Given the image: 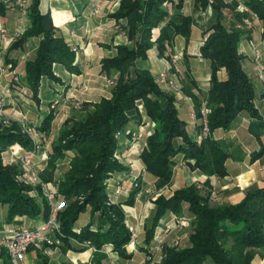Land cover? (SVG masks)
Returning <instances> with one entry per match:
<instances>
[{
  "label": "trees",
  "instance_id": "obj_1",
  "mask_svg": "<svg viewBox=\"0 0 264 264\" xmlns=\"http://www.w3.org/2000/svg\"><path fill=\"white\" fill-rule=\"evenodd\" d=\"M164 1L121 0L113 17L126 20L124 30L131 44L115 46L116 54L101 61L103 70L119 73L111 87L110 97H102L95 102L93 110L87 112L83 121H74L70 128L64 126L48 152L49 168H54L57 160L67 153L71 155L69 170L59 184V194L67 198L83 196V201L72 202L59 213L63 250L72 247L70 239L74 238L79 242L89 240L91 246L97 249L110 244L120 257H131L126 251L130 231L124 223L121 204L132 205L138 188H132L124 201L114 204L108 200L104 181L109 175L126 170L113 158L118 148L115 134L125 131L132 114L139 123L143 110L148 120L154 123L152 131L144 135L138 158L145 171L155 178L158 188L171 181L173 158L177 154H182L191 170L199 169L208 176H225L228 173L227 161L233 153L214 139L211 133L219 127L229 128L241 112L248 113V130L261 143L264 117L254 104L255 88L243 70V57L237 49L244 32L237 28L234 21L226 24L224 11H232L236 22H241L246 14L235 12L236 4L224 0H194L202 8L210 6L214 12V20L200 47L201 56L209 61L211 68L210 87L205 100L210 108V134L198 142L187 133L184 121L178 117L174 94L162 89L148 69L136 65L137 61L147 58V51L153 46L162 56L173 35L181 34L188 39L192 18L180 13L184 0L176 1L170 15L163 6ZM39 3L40 0H30V26L10 46V49L20 47L29 37H39L34 58L25 64V80L34 98L42 77L59 80L53 72L54 63L63 65L70 72L78 71L74 64L76 50L58 33L50 14L40 11ZM245 6L261 20L264 33V0H245ZM5 8L0 1V12ZM156 28L159 31L154 36L153 30ZM221 69L226 71L223 80L217 77ZM187 93L192 97L199 116L198 98L191 92ZM52 117L53 112H47L39 128L46 129ZM15 142L26 147L31 144V139L21 133L18 126L0 130V204L7 206L5 222L13 224L18 216L46 219L49 212L46 197L39 203L25 194L33 188L16 181L19 168L14 164L2 163L1 153ZM263 153L264 145L261 143L259 150L252 152V157H259ZM188 187L176 190L169 197L160 194L153 201L155 208L146 229V244L151 241L160 218L168 211L181 214L184 202L188 203L187 209L197 220L191 234L192 245L183 249L166 246L161 264H203L207 257L213 259L215 264H251L253 254L247 249L264 246V187L246 191L241 201L231 207H210L206 197L196 188ZM87 206H90L92 215L98 213L99 224L92 230L89 222L81 227L79 233H75L74 224ZM226 220L234 225L226 226ZM221 237L232 239L229 249L224 248ZM79 245L82 247L76 248L77 251L86 247ZM0 258L3 264H11L6 250H0ZM38 264H47V260L43 258ZM91 264L101 263L96 261Z\"/></svg>",
  "mask_w": 264,
  "mask_h": 264
},
{
  "label": "crops",
  "instance_id": "obj_2",
  "mask_svg": "<svg viewBox=\"0 0 264 264\" xmlns=\"http://www.w3.org/2000/svg\"><path fill=\"white\" fill-rule=\"evenodd\" d=\"M96 0H40L39 9L42 13H49L53 26L57 29L58 33L64 38L65 42L76 50L74 64H76L78 71L70 72L63 65L59 63L53 64V72L58 81L42 77L40 79V99L36 103L31 98L20 97L14 89L13 94L16 96L15 100L19 101L24 112V115L31 120H35L38 124L43 116L47 113V105L55 96L60 97V108L56 114L57 117H67L72 115L73 112L67 109L68 104L72 105V97L77 92L80 94L82 85L88 87V91L83 97L86 103L94 104L102 97H109L111 94L112 85L107 82L108 78H115L118 74L117 71H105L101 67V61L104 58L112 57L116 54L115 46L121 44H131L124 30L126 23L125 19H116L113 13L118 9L121 0H98L100 7L97 13H93L94 4ZM229 4L245 5V0H224ZM7 9V8H5ZM15 11L18 16L15 22L20 23L23 32L30 26L28 14L21 15L18 10ZM235 12L236 9L234 10ZM226 24L235 22L236 26H242L243 35L240 37L237 49L245 59L253 60V45H259V49L264 59V36L262 34L263 24L258 18L252 22L253 28H244V19L241 22H236L232 16V11L225 9ZM180 13L190 16L192 24L190 25V33L188 39L181 34L173 35L172 39L165 46V51L162 56L158 54L155 46L147 51V58L136 62L137 67L145 68L150 71L152 76H155L161 71H168L169 74L177 75L182 83V87L188 89H181L180 92L174 93L175 107L178 117L184 121L187 133L199 140L200 123L199 117L196 115L193 99L188 95V91L194 94L199 102L206 100L207 91L210 87L211 68L207 59L203 58L200 54V47L203 44L208 32L207 29L214 20V12L210 6L202 8L195 3L194 0H184ZM4 25H6L4 23ZM13 28V29H14ZM250 30V31H249ZM159 29L157 28L156 33ZM246 31V33H245ZM12 42V41H11ZM33 45L30 46V43ZM39 42V37H29L22 46L10 49V46L4 53L6 60L12 59L15 63L16 72L21 79L25 77V64L35 56V51ZM255 46V45H254ZM27 55L23 57V51ZM179 57V62H174L173 57ZM171 67V68H169ZM220 80L225 79V70L221 69L217 72ZM171 76V77H172ZM9 77L0 76V88H2L8 81ZM23 86L26 88V80ZM255 86V99L254 104L259 114L264 117V83L258 80L254 81ZM163 89V88H162ZM30 92V91H27ZM21 101V102H20ZM24 102V103H23ZM202 104H200L201 106ZM69 107V106H68ZM142 109V108H141ZM85 113V112H84ZM81 113L80 115H83ZM126 127L135 130L138 120L134 114ZM56 118L54 117V120ZM250 117L247 112H241L235 119V132L234 127L230 129L217 128L211 134L212 137L220 141L228 151L233 153L231 159L227 161L228 173L223 176H207L198 169L191 170L185 165L182 154H177L173 158V174L172 178L174 183H190V179H224L223 184L233 187L235 183L238 185L237 191L232 193V203L240 201L245 192L254 188L264 187V153L259 157H252V152L259 150L261 143L264 145V135L260 136L261 143L252 135L248 130ZM56 125V124H54ZM141 129L146 130L145 133H150L153 129L152 123L145 114L141 113ZM131 127V128H130ZM137 129V127H136ZM233 129V130H232ZM234 132V136L232 134ZM142 137L135 143H130L132 147H136L134 152L127 149L123 150L126 145L125 138L122 139L121 148L124 153L125 161L127 162L125 171L114 173L111 181L116 182L122 179L121 183L128 191H122L119 196V201H124L129 194L132 187L131 178L138 177L142 185L155 183V178L147 173L144 169L142 161L138 158V150L143 143ZM37 137V136H36ZM54 138L51 137V140ZM48 147V146H47ZM46 147V148H47ZM123 147V148H122ZM28 150H34L35 145L31 143L26 146ZM45 150V146L42 150ZM39 159V158H38ZM144 187V186H143ZM182 208V211H184ZM133 207H126V213L130 212ZM154 209L152 210L153 214ZM81 215V214H80ZM79 215V217H80ZM6 209L0 204V229L5 227L8 223L5 222ZM78 217V219H79ZM129 218V215H127ZM169 218V217H168ZM78 219L75 222V229L89 223L90 216L84 218L81 223ZM132 222V219H130ZM39 220L30 219L26 216L16 217L13 224L35 226ZM144 222L148 223L147 220ZM9 225V224H8ZM93 225H95L93 223ZM144 227L139 229L144 233ZM144 237L140 236L138 241L143 242ZM71 246L62 249V244L54 248L51 253V264H91L96 261L101 264H111L112 261H117V254L112 251L111 246L104 245L100 249L92 246L84 247L83 250L77 251L76 248L82 247L79 244L71 242ZM143 245L138 244V251L134 257H142L144 255ZM34 252L31 251L26 255L24 264H34ZM36 255V254H35ZM35 257V256H34ZM262 259H264V254ZM127 264L128 259L122 260ZM118 264H123L119 260ZM136 264V263H135Z\"/></svg>",
  "mask_w": 264,
  "mask_h": 264
},
{
  "label": "rangeland",
  "instance_id": "obj_3",
  "mask_svg": "<svg viewBox=\"0 0 264 264\" xmlns=\"http://www.w3.org/2000/svg\"><path fill=\"white\" fill-rule=\"evenodd\" d=\"M242 6H245V5H242ZM242 6L239 5V6L235 7L234 10L236 9V11L243 12L246 14V18L243 21L245 23L244 24L245 26H243V27L247 28L245 30H248L249 28H253L254 24L252 21L254 19H256L257 16L250 9H249L250 12L241 10ZM17 16H18V14L15 11H13L11 9H4L3 11L0 12V24L5 23L6 24L5 26L8 29H13L15 26ZM237 28L241 29L242 26L239 24L237 26ZM156 31H157V28L153 30L154 36L157 34ZM245 33H246V31H245ZM22 34L16 38H14L12 40V42L8 43L7 48H8V46H11V44L13 43L14 40L21 37ZM262 34H264L263 29H262ZM32 45H33V42L30 43V46H32ZM254 45L259 48V45H256V44H254ZM254 45H253V49L255 47ZM22 51H23V57H25L27 55V52L24 50H22ZM252 54H253V60H249V58L245 59V57L241 54V56L243 57L242 61H241L243 70H244L245 74L247 75V78H249L250 82L253 85H254V81H256V80L264 83V59H263V56L261 54L260 57L257 58L254 55V53H252ZM3 56H4L3 53L0 54V64H3V65L11 64V68L5 69L4 73H0V76L9 77L7 83L2 88H0V99H2V102H3V106H2L3 109H2V113L0 114V130H9V129H13L14 126H18L19 131L21 133L25 134L27 137H29L31 139V143H34L35 149L34 150H28L22 144L15 142V143L11 144L10 146H8L1 153L2 163L4 165L14 164L19 168V172L15 176L16 181L33 188L29 191H26L25 194H27L28 196H31L37 202L40 203V202H42L43 197H44L43 186L49 185V186L53 187L57 191V193L59 194V192H58L59 184L63 180L65 173L69 170V167H70V158H71L70 153H67V155L63 158L58 159L54 168H49L47 166L48 165L47 164L48 152L51 148L52 143L58 138L60 131H61V129L64 128V126H65V128H70L72 126V124L74 123V121H83L86 117L87 112L92 111L94 107L92 106L93 104L86 103V101L83 97V93L85 94L88 91V89H87L85 92L80 93V94H78L76 92L73 95L74 97H72L73 99H70V100H72L71 101L72 105L68 104L69 107L67 106V109H70L73 112L72 115H69L67 117H64V116L57 117L56 116V114L58 112L57 109L60 108V105H59L60 104V97H59V95H57V96H55V98H53L51 101H49V103L47 105L46 111L48 113L53 112L52 120L46 129L41 130L39 128V126L41 125V121L43 120L45 115L43 116V118L41 119V121L38 124L35 122V120L29 119L28 117H26L24 115V112H22L23 108H22L21 104H19V101L15 100L16 96L13 94V91L15 89L18 96H20L21 98L22 97H25L28 99L31 98L36 103L37 102L36 100L40 99V87H39L40 81H39L37 91H36V95H35L36 98H34L33 92L30 91L28 85L26 86V88L23 86L25 84V83H23V81L25 80V77H23V78L21 77V79H20L18 72H16L15 63L12 61V59L6 60V58H4ZM174 57L175 58H173L174 59L173 61L179 62V59H178L179 57H177V56H174ZM169 68H171V67H169ZM157 74L155 76H153L155 78V81H156ZM118 75H119V73L117 74V76L115 78H108L107 79V82L109 83V85L111 84L113 86L116 83ZM169 75L172 76L171 74H169ZM217 77H218V75H217ZM15 78H17V80H15ZM172 78H174L178 84L179 89L177 90V92L172 91V89H170L166 85L159 84L157 81H156V83L161 88H163L165 90H169L173 94L178 93L183 88L182 87L183 82L180 81L179 77L176 74L173 75ZM225 78H226V71H225ZM187 83H188V80L185 81V83H183V84H187ZM82 86H86V85H82ZM7 87L9 88L10 91L8 93H4V89ZM254 88H255V86H254ZM183 89H185V91H186V89H188V88L184 87ZM27 91H30V92H27ZM188 92H190V91H188ZM109 97H107V98H109ZM190 98L192 99V97H190ZM200 104L205 105L206 108L208 109V113H207V119H208V114L210 113V108L208 107L206 101H203ZM201 106H200V108H201ZM200 108H199V116L196 113V115L199 117V123H200L199 124L200 125V134H199L198 142L202 138L207 137L210 134L209 126H208L207 134L206 135L203 134V125L201 124L202 121H201V117H200ZM139 109H140V106H139ZM140 111H141V109H140ZM195 112H196V108H195ZM81 113H84V114L80 115ZM54 117L56 118L55 120H54ZM64 122H65V125H63ZM234 122H235V120L232 121L229 128H227V129L234 127L233 128L234 130L233 129L232 130L235 132L236 126H235ZM54 124H56V125H54ZM140 125H141V121L137 124V126H135V130H133L131 127H130L131 129H128V127H126L125 131H118L115 134V139H117V141H118V148L114 152L113 158L117 162L121 163L123 166L126 165L127 162L125 161V158L123 156L124 155V153H122L123 151L120 150V148H121L120 144L122 142V139L125 138V142H126V145H122V146H124V148L122 147L123 150L127 151V149H128L129 151L134 152L136 150L135 149L136 147H132L131 145H128V144L137 142V140H139L142 137L143 133L146 132V130L141 129L142 126H140ZM136 127H137V129H136ZM224 129H226V128H224ZM234 132H232L233 136H234ZM145 135H146V133H145ZM51 137H53L54 139L51 140ZM44 146H45V150L44 149L42 150V148ZM226 149L228 150V147H226ZM31 151L34 152L32 164L34 166V169L38 172L39 179H40V182H38V183L25 182L19 178L21 171H22L21 159L25 155V153H28ZM185 165H186V163H185ZM199 171H201V170H199ZM202 173L205 174L204 172H202ZM112 176H113V174L109 175V177L106 178V180L104 181V184L106 186V191L108 194V200L110 203L120 204L122 201H119L118 198H119V196H121L122 191L126 192L127 190L124 188V186H122V183H121L122 179L121 178L118 179L116 182H114V181L112 182L111 181ZM211 176H213V175H211ZM131 181H132L131 189L132 188H138V190H137L138 192L136 193L135 198H134V203L132 205H124V204L122 205L121 204V208L124 212V223L130 231V236H131V232H135L137 235H136L134 242H131V240H129V243L126 245V251H127V253L131 254V257L130 258H123V257H120L115 252L118 256V259H117V261H112L111 264H118L117 262L119 260L121 261V263H123L124 261H122V260H125V259L129 260L127 264H135V263L136 264H161V261H162L163 255H164L163 250L166 246L175 247L178 249H183L186 247H190L192 245L191 234L193 232V228L195 227V225L197 223V220H196L195 215L187 209L188 203H186V202L183 203V208L185 205L187 207H185L184 211H182L181 214H176L173 211H168L163 217L160 218L158 224L154 228L153 236H152V239L149 242V244H146V242L144 240H143V242L138 241L140 239V236L145 238L146 229H147V227L151 221V218H152V210L155 208V204L153 201L160 194H163L164 196L169 197L176 190L189 186L188 188H190V189H192V187L194 189L196 188L199 191V193H201L202 196L206 197L208 199V206H210V207H220V206L231 207V205L237 204L238 202L241 201L240 200V201L234 202V203L231 202L232 201L231 195H232V193L237 191L238 185L235 183V185L233 187H231L230 185L223 184L224 179H222V178L221 179H216V178L215 179H208L207 178V179H197V180L190 179L188 181L190 183H187V184L186 183H174L173 178H171V181L168 184L161 186L159 188L157 187L156 182L152 183V184L150 183V184L142 185L141 182L138 180V177L131 178ZM117 189L120 190V193L116 192ZM130 190H129V193H130ZM60 196L62 199H64L66 208L72 202L83 201L82 195H75V196H71L68 198L64 197L62 195H60ZM3 207H4V210L5 209L7 210L6 205H3ZM126 207H133V209H131L130 212L126 213V211H125ZM80 214H79L80 217L78 219L79 223H81V221L84 218L87 219V217L90 216V218H91V220L89 221V222H91L90 228L92 230H95L97 228V226L99 224L98 213L92 215L91 211H90V206H87L86 210L81 212ZM127 215H129V218H127ZM130 219H132V222L130 221ZM40 220H42V219H39V221ZM145 220H147L148 223L144 222ZM93 223L95 225H93ZM224 223L226 226L234 225V223H232L229 220L224 221ZM10 226H22V225H19V224H9V225L7 224V225H5L4 228L2 227L0 229V239H1V236L4 235L7 228ZM262 226L264 229V223ZM74 227H75V224H74ZM143 227H144V229H143L144 233L141 231V234H140L139 229L143 228ZM80 229L81 228L73 229V232L79 233ZM62 237H63V232L61 231V227H60L59 239L61 240V244L63 243ZM70 241L74 242L76 244H82V245H85L88 247L91 246V242L89 240H84L83 242H79L73 238V239H70ZM221 242H222L224 248H228V249L231 247V245L233 243L232 239L229 237H227V238L221 237ZM138 244L143 245L142 249L144 251V255L142 257L135 258L134 255H135L136 251H138ZM104 245L111 246L110 244H104ZM57 246L46 244V245L42 246L40 249L30 248L28 250V252L26 253V255L29 252L33 251L34 255H32V256L34 259V264H38L39 262H41V260H43V258H45L47 260V264H51L50 261H51L52 255H51L50 251H52ZM146 248H147V251H146ZM3 249L6 250L2 245H0V250H3ZM111 249H112V247H111ZM247 251L252 252V254H253V259H252L251 264H264V259H262L263 254H264V246L263 247L249 248V249H247ZM37 254H38V256H37ZM25 259H26V257H25ZM25 262L26 261H24L23 264ZM0 264H3V260L1 258H0ZM66 264H72V263L67 262ZM123 264H125V263H123ZM203 264H215V263H214L213 259H211L210 257H207Z\"/></svg>",
  "mask_w": 264,
  "mask_h": 264
},
{
  "label": "built area",
  "instance_id": "obj_4",
  "mask_svg": "<svg viewBox=\"0 0 264 264\" xmlns=\"http://www.w3.org/2000/svg\"><path fill=\"white\" fill-rule=\"evenodd\" d=\"M6 6L7 9L18 10L21 15L28 14V8L30 0H0ZM176 0H165L163 6L165 7L167 13L170 15L173 12ZM93 13H97L100 7V2L95 1ZM241 10L250 12L249 8L242 6ZM23 33V29L19 24L16 25L14 29H8L4 24H0V54H4L8 43H10L14 38L18 37ZM254 55L259 58L261 55L260 49L255 46L253 49ZM175 58V57H173ZM174 60V59H173ZM11 64L3 65L0 64V73H4L5 69H10ZM17 80V78H15ZM156 81L159 84L166 85L172 91L179 89L178 84L174 78H172L168 71H161L156 76ZM88 89L87 86H83L80 90L81 93ZM9 88L4 89V93H8ZM3 102L0 99V114L2 113ZM208 109L205 105L200 108L201 124L203 125V134H207L208 131V119H207ZM34 152L25 153L21 159L22 171L20 174V179L25 182L38 183L40 182L38 172L34 169L32 164V159ZM122 186H124L122 184ZM125 188V186H124ZM44 196L47 199L49 205V212L46 219H42L35 226H10L5 231L4 235L1 236L0 245H2L10 256L11 264H23L26 253L30 248L40 249L44 245L59 246L61 240L60 235V221L59 213L65 208V201L57 193V191L51 186H43ZM120 193V190H116ZM136 233L131 232L130 240L134 242L136 238Z\"/></svg>",
  "mask_w": 264,
  "mask_h": 264
}]
</instances>
